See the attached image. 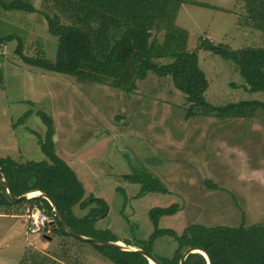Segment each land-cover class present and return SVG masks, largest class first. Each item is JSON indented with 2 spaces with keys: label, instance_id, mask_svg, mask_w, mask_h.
<instances>
[{
  "label": "rangeland",
  "instance_id": "obj_1",
  "mask_svg": "<svg viewBox=\"0 0 264 264\" xmlns=\"http://www.w3.org/2000/svg\"><path fill=\"white\" fill-rule=\"evenodd\" d=\"M198 1L237 11L182 2L176 12L175 24L187 31L186 49L197 51L208 79L206 100L217 106L264 101L263 91L247 88L235 61L199 47L203 38L225 42L233 49L264 47V32L252 18L254 14L264 20L262 9L244 12L237 7L238 0ZM33 2L41 12L57 14L61 22L73 21L68 13L59 11L54 0ZM92 24L98 26L99 22L93 20ZM165 30L161 26L153 34L163 41ZM122 31L117 28L116 34ZM9 35L13 37L5 39ZM18 37L24 54L56 58L58 39L49 33L42 14L6 10L0 4V39L4 38L0 40V157L23 162L48 160L39 141L46 134V124L38 115L42 110L54 120L56 153L77 173L85 197H101L107 203V214L96 221L98 229H109L118 238L145 247L142 241L154 230L150 209L172 203L178 204L177 212L162 216L158 226L178 233L191 223L264 224L262 109L248 117L202 113L188 117L190 103L170 74L148 71L144 79L136 81L134 90L126 91L129 77L115 86L113 75L104 74V81L96 82L30 65L16 51ZM27 110L31 114L17 122ZM134 172H150L165 190L140 194L141 183L127 178ZM29 206L0 207V264H18L31 251L52 255L65 264H114L89 242L59 235L50 226L42 232L27 231ZM92 206L94 203L81 210L76 205L73 211L83 216ZM20 213L23 219L14 216ZM98 235L110 237L109 233ZM174 247L164 236L148 249L162 256L171 254Z\"/></svg>",
  "mask_w": 264,
  "mask_h": 264
},
{
  "label": "trees",
  "instance_id": "obj_2",
  "mask_svg": "<svg viewBox=\"0 0 264 264\" xmlns=\"http://www.w3.org/2000/svg\"><path fill=\"white\" fill-rule=\"evenodd\" d=\"M65 1L73 6L74 12L69 13L70 19L73 20L71 23L61 22L57 14L41 12L33 0H0L1 6L6 10L17 9L42 14L47 20L49 33L58 39L56 58L50 60L47 57L24 54L22 40L18 37L16 51L26 63L83 79L93 78L96 82H103L101 77L104 74L113 75L116 76L115 86L121 85L120 82L129 77L131 83L124 86L126 91L134 90L137 87L136 81L144 79L148 71H153L159 76L170 74L175 86L185 93L190 103L188 117L202 113L222 118H237L252 116L258 109L264 111V101L242 100L217 106L205 98L209 82L199 65L198 53L186 49L187 31L177 26L174 20L182 2L218 9L221 7L196 0ZM249 1L253 6H260L264 14V0ZM54 2L64 4V0ZM93 20H97L99 25L94 26ZM161 26L166 29L163 41L153 34V31ZM255 26L264 32L263 18L257 19ZM113 27L116 29L112 31ZM117 28L123 29L119 35L116 34ZM12 37L13 35H9L5 39ZM199 47L235 61L247 82V88L250 91L264 92V47L246 46L233 49L225 42L214 43L207 38L201 40ZM162 57L170 58L171 61L158 63L156 59ZM31 112L32 110L25 111L17 122H23ZM38 115L46 124L45 138H40L39 141L48 160L23 162L11 156L0 157V169L12 193L19 196L32 189H41L54 199L75 233L98 238H102L98 234L109 233L110 237L104 240H121L136 245L128 239L118 238L109 229L101 230L96 227V221L107 214V203L101 197H85V188L77 173L56 153L53 118L42 110L38 111ZM127 178L131 182L141 183L140 194L151 189L165 190L150 172H134L127 175ZM24 203L38 204L43 208L55 221L54 226L48 225L51 230L59 235H72L66 231L46 198L35 196L16 202L0 183V207L19 208ZM93 203L94 206L86 215L78 216L73 211L76 205L84 210ZM177 210L178 204L172 203L165 207H153L149 211L154 230L148 239L142 241L145 247H139L153 254L148 248L153 247L158 238L168 236L175 243L171 254H153L160 264H179L183 252L191 246L206 249L213 264H264L263 223L250 226H245L244 223L238 226L191 223L181 233L173 228L158 226L162 216L172 215ZM84 242H89L114 264H150L149 259L140 252L121 250L86 240ZM18 264L65 263L52 255L31 251L27 252ZM185 264L208 262L202 253L191 252L186 257Z\"/></svg>",
  "mask_w": 264,
  "mask_h": 264
},
{
  "label": "water",
  "instance_id": "obj_3",
  "mask_svg": "<svg viewBox=\"0 0 264 264\" xmlns=\"http://www.w3.org/2000/svg\"><path fill=\"white\" fill-rule=\"evenodd\" d=\"M0 183L1 185L6 189V191L8 192L9 196L12 198L13 201H21L23 199H28V198H32L35 196H42L44 198H46L51 206L53 211L55 212V214L57 215V217L59 218V220L61 221V223L63 224L64 228L66 229L67 232H69L70 234L76 236L79 239L82 240H86V241H91L93 243L96 244H100V245H106V246H113V247H118L121 250H127V251H137L140 252L141 254L145 255L148 259L150 264H152V262L154 264H160V262L158 261V259L151 253H149L148 251H146L144 248L136 246V245H131V244H127L121 240H104L98 237H92V236H86V235H82V234H78L75 233L69 226L68 222L66 221L64 215L62 214V212L59 210L58 205L56 204V202L54 201V199L47 194L46 192L42 191L41 189H32L29 190L19 196H16L12 193L9 185L7 184L3 173L0 169ZM36 191L38 192L37 194L34 195H30V192ZM49 224L54 226L55 225V221L54 219L49 221ZM191 252H199L202 253L206 259L208 264H213L212 258L210 257V255L207 253L206 249H204L203 247H198V246H191L188 247L184 252L183 255L180 259V263L179 264H185V259L188 256L189 253Z\"/></svg>",
  "mask_w": 264,
  "mask_h": 264
},
{
  "label": "built area",
  "instance_id": "obj_4",
  "mask_svg": "<svg viewBox=\"0 0 264 264\" xmlns=\"http://www.w3.org/2000/svg\"><path fill=\"white\" fill-rule=\"evenodd\" d=\"M27 231L36 233L42 232L52 218L38 204H33L26 209L25 212Z\"/></svg>",
  "mask_w": 264,
  "mask_h": 264
},
{
  "label": "crops",
  "instance_id": "obj_5",
  "mask_svg": "<svg viewBox=\"0 0 264 264\" xmlns=\"http://www.w3.org/2000/svg\"><path fill=\"white\" fill-rule=\"evenodd\" d=\"M196 1H198V0H196ZM203 2V1H202ZM207 3H209V2H207ZM211 4V3H210ZM55 5H56V3H55ZM212 5H216V3H213ZM57 7H58V9H59V11H62V12H64V13H68V15H69V13H71L72 11L74 12V10H73V6L72 5H70L67 1H65L64 0V4H62V3H58L57 2V5H56ZM216 6H218V7H221L222 8V10H225V11H235V12H237L235 9H232V8H230V6H223V5H220V4H217ZM237 7L240 9V10H242V11H244V12H246V11H248L249 10V12L250 13H253L255 10H260L261 9V7L260 6H253L251 3H250V1L249 0H244V1H242V0H238V5H237ZM246 14V13H245ZM247 16H249L250 17V14L249 15H247ZM257 16L256 15H254V14H252V18H253V22L255 23L256 22V20L257 19H259V18H256ZM68 18L70 19V16H68ZM251 18V17H250ZM11 207H15V206H11ZM0 214H2V213H0ZM3 215H7L6 213H4ZM13 216V214L12 215H10V217H12ZM14 216H19L20 218H22L23 219V217H21L22 216V214L20 213V214H17V215H14ZM25 227H26V223H25ZM18 230V227H15L14 228V231L16 232ZM26 230H27V228H26Z\"/></svg>",
  "mask_w": 264,
  "mask_h": 264
},
{
  "label": "bare ground",
  "instance_id": "obj_6",
  "mask_svg": "<svg viewBox=\"0 0 264 264\" xmlns=\"http://www.w3.org/2000/svg\"><path fill=\"white\" fill-rule=\"evenodd\" d=\"M38 192L36 191H33V192H30V195H34V194H37ZM153 263V262H152Z\"/></svg>",
  "mask_w": 264,
  "mask_h": 264
}]
</instances>
